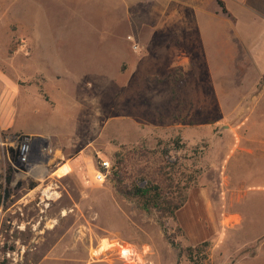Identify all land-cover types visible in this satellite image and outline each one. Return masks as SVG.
Returning <instances> with one entry per match:
<instances>
[{
    "label": "rangeland",
    "instance_id": "374dc122",
    "mask_svg": "<svg viewBox=\"0 0 264 264\" xmlns=\"http://www.w3.org/2000/svg\"><path fill=\"white\" fill-rule=\"evenodd\" d=\"M81 8L45 6L39 20L25 0H0V264H86L109 249L121 264H264V240L241 248L217 206L244 120L233 80L249 71L159 52L168 39L140 38V6ZM21 145L32 167L18 164ZM146 178L170 196L182 187L175 216L128 194Z\"/></svg>",
    "mask_w": 264,
    "mask_h": 264
},
{
    "label": "crops",
    "instance_id": "0c3cea01",
    "mask_svg": "<svg viewBox=\"0 0 264 264\" xmlns=\"http://www.w3.org/2000/svg\"><path fill=\"white\" fill-rule=\"evenodd\" d=\"M66 4L82 7L83 14L112 13L119 6L129 13L128 7L140 6V38L168 39L159 52L183 54L189 68L217 55L233 69L249 71L248 77L233 80V116L244 120L233 128L217 206L224 208V231L233 230L241 248L264 240V0H25L26 14L44 20L45 6ZM207 205L213 207L210 200ZM109 251L86 264H121L105 255Z\"/></svg>",
    "mask_w": 264,
    "mask_h": 264
},
{
    "label": "trees",
    "instance_id": "16d2710c",
    "mask_svg": "<svg viewBox=\"0 0 264 264\" xmlns=\"http://www.w3.org/2000/svg\"><path fill=\"white\" fill-rule=\"evenodd\" d=\"M220 6L223 8L225 12L226 9L224 7V4L219 1ZM262 84H264V79L262 81ZM120 168V167H119ZM122 174L121 168L116 173V176H118V181L120 180V175ZM11 182V175H8L6 179V183L10 184ZM133 189L128 194H131L135 198H138L141 207L147 211L151 212L153 209H156L158 212H160L163 216H175L176 212L182 207V205L185 202V198L182 193V187H180L179 184H176L175 187V195L170 196L169 193L166 191V187L162 185L161 183L157 182L156 179L151 180L146 178V182L141 186H138L137 183H133L131 185ZM172 186H169L170 188ZM1 188V186H0ZM123 187H120V191L126 192L121 190ZM2 207L1 204V196H0V208Z\"/></svg>",
    "mask_w": 264,
    "mask_h": 264
},
{
    "label": "built area",
    "instance_id": "2783aa9c",
    "mask_svg": "<svg viewBox=\"0 0 264 264\" xmlns=\"http://www.w3.org/2000/svg\"><path fill=\"white\" fill-rule=\"evenodd\" d=\"M20 143V142H19ZM19 143L17 142V145L19 146ZM23 147H26L27 154L24 156L22 149ZM33 158V153L30 151L29 145H21L18 149V164L25 166V167H32L34 164H31ZM109 169V163L102 161L100 165L97 167L96 174H95V180L97 182H104L106 179V171Z\"/></svg>",
    "mask_w": 264,
    "mask_h": 264
},
{
    "label": "bare ground",
    "instance_id": "6f19581e",
    "mask_svg": "<svg viewBox=\"0 0 264 264\" xmlns=\"http://www.w3.org/2000/svg\"><path fill=\"white\" fill-rule=\"evenodd\" d=\"M68 3V2H67ZM73 10V9H72ZM59 15V14H58ZM56 17V16H55ZM80 17V16H79ZM51 19V18H50ZM72 21H73V19H72ZM77 21V20H76ZM74 22V21H73ZM78 22V21H77ZM46 23V22H45ZM47 24V23H46ZM44 25V24H41L42 25V30L41 31H43V32H45L46 33V31L48 32V31H50V30H54V28L53 27H50V25L48 26V24L47 25ZM40 25V26H41ZM40 26H39V28H40ZM64 27V26H63ZM68 29V28H67ZM63 30V32H64V29H60V31H62ZM66 30V29H65ZM66 32V31H65ZM64 32V33H65ZM70 32V31H69ZM43 43V42H42ZM45 43V42H44ZM44 45V44H43ZM45 46V45H44ZM46 193V192H45ZM128 251V250H127ZM128 253L130 254L131 253V251H128Z\"/></svg>",
    "mask_w": 264,
    "mask_h": 264
}]
</instances>
